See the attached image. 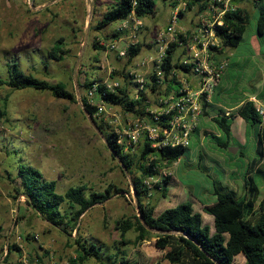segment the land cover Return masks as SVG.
Wrapping results in <instances>:
<instances>
[{"label":"rangeland","instance_id":"1","mask_svg":"<svg viewBox=\"0 0 264 264\" xmlns=\"http://www.w3.org/2000/svg\"><path fill=\"white\" fill-rule=\"evenodd\" d=\"M243 1L240 0V3ZM111 2L112 0H1L0 75L7 76L6 63L8 59L15 57L22 60L27 72L34 71L42 79L66 84L69 90L74 91L78 101L57 98L49 91L15 90L6 85L0 87V109L6 108L8 112L6 119H0V264H11L22 260L23 256H30L33 260L39 257V264H72L71 259L76 257V232L69 236L53 227L30 208L23 195L16 192L13 177L16 176L19 165H32L41 170L46 178L57 180L61 192L79 184H87L92 189L103 191L111 183L128 192L96 205L82 216L81 235L105 245L103 249L107 254L114 252V244L120 240L116 221L138 214L133 183L135 174L130 173L129 169L126 172L114 157L106 143V136L95 127L81 98H89L84 84L94 77L102 78L104 82L120 81L121 86H126L133 92L136 86L130 82H135V78H125L124 75L139 74L150 81L160 54L156 33L168 26L172 5L170 2L156 0V13L144 17L145 28L140 38V42L144 43L142 50L131 61L128 56L121 57L117 48L111 47L117 39L118 48L126 46L125 42L119 40L125 36L124 33L119 38L114 36L115 32H119V21L103 30L96 29L99 19ZM252 3L254 0L250 6H253ZM260 12L261 7H251L250 21L243 40L231 52L251 51V39L258 32ZM195 16V11H186L179 21L177 32L181 29L191 31ZM60 37L65 38L68 53L63 61L51 60L49 68L45 70L39 56L46 54ZM262 41L264 44V37ZM181 51L178 49L175 53L177 61L184 53ZM144 59L147 64L140 66L139 62ZM259 69L247 65L240 70V81L238 78L233 79L234 77H229L228 81L235 83L238 88L251 87L264 79V65ZM180 73L182 72L178 73V79H181ZM148 94L153 104L152 109L162 110V106H158L162 96L158 98L150 91ZM95 101H100L96 94ZM134 117L119 106H109L100 119L106 128L123 133V139L128 143L126 130ZM254 128L247 127L242 136L238 137L242 142L240 149L235 141L225 147L222 143L227 140L226 135L221 138L214 128L206 142L200 146L199 137L192 135L183 163L162 161L160 176L146 179L147 184L152 187V196L147 200L155 206L156 212L160 213L187 198L185 201L192 202L203 213L205 221L214 228L213 216L205 211L204 203L216 201L215 182L223 181L238 195H243V176L248 170L253 173L260 190L256 197L258 205L264 196V172L255 170V166L250 168L261 159L257 152L258 142L253 135ZM142 144L143 137L135 146V151ZM216 149L224 150L227 155L226 161L220 160L222 167L215 163L218 159L214 155L219 152ZM199 153L202 154L201 157ZM187 157L192 159L188 165ZM233 170L239 174V179L230 175L224 178V171ZM166 175L172 178L171 183L167 184L169 191L164 195L153 185L161 182ZM136 235L131 230L127 238L134 240ZM156 239L153 235L140 245L128 244L124 248L138 264H170L165 254L168 250L178 249V237L171 240L166 250L156 247ZM13 244L21 249L10 250L9 246L13 247ZM244 262L242 254L236 257L235 264ZM83 264L101 263L89 259ZM177 264H201V261L195 260L187 249L182 261Z\"/></svg>","mask_w":264,"mask_h":264},{"label":"trees","instance_id":"2","mask_svg":"<svg viewBox=\"0 0 264 264\" xmlns=\"http://www.w3.org/2000/svg\"><path fill=\"white\" fill-rule=\"evenodd\" d=\"M163 1L170 2L171 5L176 2V0ZM195 2L196 0H188V8L192 9ZM156 9V0H112L99 19L96 29L103 30L110 24L133 14L139 17L154 15ZM249 21L250 13L242 7L237 8L236 11L226 12L223 16V24L216 25V34L223 46L237 47L243 40ZM258 30L263 33L264 7H261ZM120 35L121 32L114 33L116 38ZM180 41L186 43V38L179 35L178 41L168 46L163 63L160 65L156 63V69L150 75V81L146 83L147 90H140L137 93L126 86H119L117 91L113 92L108 89L102 78L96 77L86 80L84 86L89 89L96 85V96L106 104L117 105L134 116L155 121L149 91L157 96L162 94L169 96L173 91L178 92L181 87L178 73L180 71L190 73L192 70V65H183L176 60L175 53L181 46ZM65 45V38L60 37L46 54L39 56L45 70L49 68L51 60L65 59L68 53ZM142 46L143 43H138L128 48L127 55L131 61L140 54ZM6 67L8 74L6 77L0 75V87L6 85L15 90L49 91L57 98L67 99L70 102L78 101L74 91L69 90L66 84L42 79L35 75L34 71L27 72L23 68L21 59L15 57L8 59ZM159 70L162 72V78L157 74ZM124 77L134 78V75L128 74ZM130 83H134L136 87L138 85L136 82ZM81 101L84 109L92 117L95 127L106 136L111 149L119 155L118 160L121 165L129 169L133 175L135 174L133 183L138 214L116 221L120 240L114 244V252L107 254L103 249L105 245L98 240L82 236L80 223L83 214L89 209L107 202L116 195L128 193L126 190L111 183L103 191L92 189L87 184H79L61 192L58 189L57 180L46 178L41 170L26 164L19 165L18 172L13 177L16 182V192L25 197L26 203L38 215L69 236H73L76 232L77 235L74 238L76 257L71 259L72 264H83L89 259H95L101 264H138L130 258L124 246L140 245L153 235L157 238L156 247L161 250L167 249L174 235L178 236L181 246L178 245V249L168 250L165 254L170 264L180 263L187 249L195 260L201 261V264H235L236 257L240 254L245 257L244 264H264V196L257 205L256 197L260 190L253 176L247 174L244 177V195H238L221 181L215 182L216 201L205 207V211L213 216L214 228L205 221L203 213L189 201L181 202L157 213L155 206L147 200L152 196V187L147 184L146 179L160 176L161 162L170 163L179 160L188 151L189 146L155 147L152 141L144 136L143 144L138 151H135L134 145H127L126 141L121 140V133L103 125L102 119L97 115L96 106L90 104L86 96H82ZM208 107L209 101L204 98L201 113L207 114ZM238 113L251 128L263 123L259 110L252 101H246L240 106ZM172 114L161 115L160 123L170 125L168 121ZM7 116V109H0V119H6ZM232 117L226 115L216 119L227 138L231 136ZM257 139V152L261 155V159H264V132L259 131ZM222 144L227 147L229 142L226 140ZM171 178L166 175L161 182H156L153 186L165 195L169 191L167 184L170 183ZM131 230L137 233L134 240L127 238ZM9 249L21 248L13 244V247L9 246ZM11 264L26 263L19 260Z\"/></svg>","mask_w":264,"mask_h":264},{"label":"built area","instance_id":"3","mask_svg":"<svg viewBox=\"0 0 264 264\" xmlns=\"http://www.w3.org/2000/svg\"><path fill=\"white\" fill-rule=\"evenodd\" d=\"M239 7L240 0H196L192 9H189L188 0H176L175 4L172 5L168 26L156 33L157 41L160 44V54L156 63H159V65L163 63L168 46L172 42L178 41L179 35H182L186 38V43L180 41L181 46L178 49H181L184 53L178 61L183 65H192L191 72L198 75V80L195 82L196 88L192 86L189 80L181 77L179 79L181 87L178 92L173 91L169 96L159 95L158 98L162 97L159 99L158 106L164 107H161L162 110L160 111L152 109L156 120L135 116L126 130L129 141L128 143L126 141L127 145H134L135 149L141 138L146 136L155 147L161 145L190 146L191 136L202 112L203 99H209L214 93L227 66V59L221 62H217L214 59V54L225 48L216 34V25L223 24V16L226 12L236 11ZM186 11L196 12L193 28L191 31L181 29L180 32H177L181 16ZM144 28V17H139L135 14L119 21L117 29L121 34H125L124 37L120 36L119 40L125 42L126 46L122 49L118 48L117 39L112 43L111 47L113 49L117 48L121 57L128 56V48L141 43L140 38L143 35ZM145 64H147L145 59L139 62L140 66ZM180 72L187 73L184 71ZM157 74L162 78L160 70ZM134 78L138 84L135 89L137 93L140 90H147L146 83L148 81L144 77L136 74ZM105 84L113 92L117 91V88L121 86L120 81L105 82ZM95 94L96 85L88 89V102L96 106L99 118L107 112L109 106L110 108L117 106L106 104L103 101L96 102ZM257 108L264 122V106L260 105ZM171 113L173 114L168 121L170 125L167 126L160 123L161 115ZM118 132L121 133L119 130ZM121 136V140H124L123 133H121ZM39 259L37 257L33 260L30 256H23L22 261L26 264H39Z\"/></svg>","mask_w":264,"mask_h":264},{"label":"crops","instance_id":"4","mask_svg":"<svg viewBox=\"0 0 264 264\" xmlns=\"http://www.w3.org/2000/svg\"><path fill=\"white\" fill-rule=\"evenodd\" d=\"M252 1L253 0H244L242 3H240V7L246 9L248 12L251 9V7H254V8L264 7V0H254V3H252L253 6L252 5L250 6ZM262 37H264V30H263V33L259 32L258 30V32L252 36V39H251L252 47H251V51L248 53H240L234 50L233 51L235 53H233L231 52L232 48L225 47L223 50L218 51L214 54V59L217 62H221L222 60L227 59V66L224 70L223 77L218 87L208 99L209 107L207 108V114H203V113L200 114L198 122H197L196 130L192 134V135L195 134L199 137V146L200 144H203L206 142L207 137H209L210 132H212L213 128L217 130L218 134H220L222 138L225 135V133L219 127V124L216 121V119L221 118L226 115L227 116L231 115L233 116L231 118V136L227 138V141L229 143H231L232 141H235L236 143H238L239 149L242 147V142L238 139V137L242 136L243 131L247 127L249 128L250 126L247 124V121L238 113V110L240 106H242L246 101L254 102L257 107L260 105L264 106V79H262V81H257L255 85L252 84L251 87L240 86L238 88L235 85V83H230L228 81V78L234 77L233 79L237 80L238 78V81H240L241 79L240 70H242V68H244L247 65H250V66L253 65L256 69L260 70L259 69L260 66L264 65V44L262 41ZM180 74H181L180 76L183 77V79L189 80L192 83V86L196 88L195 82L198 80L197 74H195L194 72H190V74L182 72ZM237 91H239L238 94H237ZM236 124H237V127H235ZM259 131L264 132V122L262 124L256 125L254 128L253 135L257 142H258L257 133ZM216 150H218L219 152L218 154L214 155L218 159L216 160L215 163L218 166L222 167L220 160L226 161L227 155L225 154L224 150H219V149H216ZM199 156L201 157L202 154L199 153ZM183 159L184 157H181L176 162L183 163L184 161ZM191 160L192 159L187 157V165H188V162L190 164ZM254 166H255V170L259 169L260 171L264 172V159H260V161H257L256 164L254 163L253 165H251L250 168ZM247 174L253 176V173L251 172V170H248L246 175L243 176V180H244V177L247 176ZM224 175H225L224 178L230 175L233 178L239 179V174L235 170L224 171ZM221 182L223 183V181ZM244 183H242L243 186H244ZM244 194H245V188H244ZM184 201H181V202H184ZM214 202L215 201L211 203H214ZM204 204L205 206L209 205V203H204ZM175 237H178V236L174 235L172 239ZM179 246H181V244Z\"/></svg>","mask_w":264,"mask_h":264},{"label":"water","instance_id":"5","mask_svg":"<svg viewBox=\"0 0 264 264\" xmlns=\"http://www.w3.org/2000/svg\"><path fill=\"white\" fill-rule=\"evenodd\" d=\"M86 111V110H85ZM87 112V111H86ZM91 119H92V117H91ZM99 130V129H98ZM107 143V145H108V147H109V149L111 150V152H112V154L115 156V158H119V155L115 152V151H113L112 149H111V147H110V145H109V143L108 142H106ZM124 167V170L127 172V168L125 167V166H123ZM136 194V193H135ZM145 224V226H147L148 228H150L146 223H144Z\"/></svg>","mask_w":264,"mask_h":264}]
</instances>
